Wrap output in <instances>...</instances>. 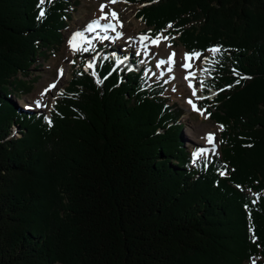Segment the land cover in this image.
I'll list each match as a JSON object with an SVG mask.
<instances>
[{"label": "trees", "instance_id": "obj_1", "mask_svg": "<svg viewBox=\"0 0 264 264\" xmlns=\"http://www.w3.org/2000/svg\"><path fill=\"white\" fill-rule=\"evenodd\" d=\"M79 1L38 20L39 0H0V264H264V0H126L152 37L227 50L206 72L225 90L202 104L219 149L195 163L146 69L81 63L48 114L11 99Z\"/></svg>", "mask_w": 264, "mask_h": 264}, {"label": "rangeland", "instance_id": "obj_2", "mask_svg": "<svg viewBox=\"0 0 264 264\" xmlns=\"http://www.w3.org/2000/svg\"><path fill=\"white\" fill-rule=\"evenodd\" d=\"M101 4L107 5L104 9L105 12L111 10L117 13L118 19L123 25L122 28L117 27L116 29L122 33L121 38L109 40L97 39V37H102L103 35L114 37L115 32L109 31L104 33L99 29L94 32L84 31L85 26L90 21L97 19L101 15L99 11ZM139 8H141V5L130 4L127 1L125 2V0H118L114 4L109 3V0H80L78 5L72 9V17L63 31V43L57 49L52 50L49 55L47 54L48 56L45 59H39L32 66L30 76L28 77V80L32 82V92L27 96L17 98L12 96L11 99L24 110L31 109L32 111L48 114L52 110L57 94L67 83L70 72L74 67L81 65V63L86 67L90 63L96 66L100 58L110 59V56L113 57L114 55L118 58V55L129 54L127 59L136 64L138 67L136 70L146 69L148 84L163 86L165 89L164 97L168 100V105L181 109L180 121L183 124L181 136L184 146L193 153L200 149H208L207 154L200 156L197 161L208 159L213 154L211 151L213 145L207 142L204 132L216 133L214 145L215 153H217L219 149V128L209 119L206 108L202 105L204 99H198L197 97H210L207 100L211 101L215 96L213 95L215 90L212 89L203 94L201 92V84H199L200 81L197 79L195 82H192V87L190 88L185 76H189V73L192 75L194 72L199 73L198 69H201L204 63H206L204 58L207 57L210 60L212 58L211 53L206 52L199 59H189L187 63L191 67L184 69L181 65L185 62L184 54L188 52L180 45H174L173 41H176V37L169 35L167 30H163L161 33L164 36L170 37V39L162 41L159 46L149 45V54L148 56H144L143 48L138 38L141 35H148L150 38L155 37L150 35L149 29L135 16ZM105 22L101 21V24ZM112 23L115 24L116 21H112ZM78 31H83L84 36L82 40L77 41L78 50L74 52L69 47L68 40ZM168 45H171V47H168ZM85 49L87 50L85 51ZM137 51L141 52L140 56L136 55ZM173 52L176 56L172 72L167 71V64L162 65L160 68L156 67L159 60H167L168 56ZM141 60L145 62L140 63ZM127 64L129 65L130 62L128 61ZM60 70H63L62 75L60 74ZM161 72H164L163 76L160 75ZM170 76H174L175 79L168 80ZM203 78L209 79L210 77L203 76ZM165 80H168V82L165 83ZM50 85H55V87L49 88ZM173 88L176 90L173 91ZM45 89H49V91L45 92ZM193 89L196 91L195 96H193ZM42 93L43 95H41ZM189 99L192 100L197 109L204 112V115H201V111L193 110L192 106L187 102ZM37 101L40 102L41 106H37ZM13 133L14 137L17 138L15 131ZM259 260H253L245 264H258Z\"/></svg>", "mask_w": 264, "mask_h": 264}, {"label": "snow or ice", "instance_id": "obj_3", "mask_svg": "<svg viewBox=\"0 0 264 264\" xmlns=\"http://www.w3.org/2000/svg\"><path fill=\"white\" fill-rule=\"evenodd\" d=\"M46 2V0H39V4H38V7L40 8V11L38 13V16H37V19L38 20H42L45 16H46V12L44 10V8L42 7V5H44V3ZM47 2H51V0H47ZM118 0H109V3H117ZM126 2V0H125ZM153 2H157V0H153ZM107 7L106 4H101L100 5V8H99V11L101 13V15L95 19V20H92L90 21L86 26H85V29L84 31H87V32H94L96 31L97 29H99L101 32H104V33H107L109 31L111 32H115V36L114 37H110L108 35H103L102 37H97V39H103V40H109V39H118V38H121L122 37V33L117 31V27H123V25L119 22V19H118V15L117 13H115L114 11H111L109 10V12H105L104 9ZM101 21H106L105 23L101 24ZM112 21H116V23H112ZM173 25L171 23H169L167 25V28H172ZM83 36H84V32L83 31H78L76 33H74L71 38L68 40V45L69 47L75 52L76 50H78V45H77V41L78 40H82L83 39ZM139 42L143 48V55L144 56H148V47L149 45H153V46H159V44L162 42V41H167L170 39V37L168 36H164L162 33H158L155 38H150L148 35H141L139 38ZM145 41H147V43H145ZM168 47H171V45H168ZM87 49H85L86 51ZM207 52L211 53V56L212 58L209 60L207 57H205V62L210 64V65H217V64H220L221 63V59L223 57V54L227 51L226 49H223L221 46H213L209 49L206 50ZM136 55L137 56H140L141 55V52L140 51H137L136 52ZM203 54L200 53V52H193L191 54L189 53H185L184 54V63L181 65V67H183L184 69H188L191 67V65L189 63H187V61L189 59H199L201 58ZM175 56L176 54L173 52L171 53L169 56H168V59L167 60H164V59H161L157 62V65L156 67L157 68H160L162 65H165L167 64L168 65V68H167V71L168 72H172L173 70V65L175 64ZM107 59V58H105ZM127 59V58H125ZM145 61L144 60H141L140 63H144ZM123 63L122 60H116V64L119 65ZM88 68H92L94 67V65L92 63H90L88 66ZM115 70V69H114ZM134 69L133 68H129V71H133ZM203 71L205 72H211L212 69L211 68H205L203 69ZM233 75L238 77L235 81L236 84H239L241 82V80H246V79H251V77H248V76H243L241 75L236 69H233ZM60 74L62 75L63 74V70H60ZM161 76L164 75V72H161L160 73ZM189 75H192L191 73H189ZM145 76H147V72H145ZM171 79H175L174 76H170L168 77V80H171ZM185 79L187 80L188 79V76H185ZM168 80H165V83L168 82ZM201 90H203L205 87H207V85H205L204 81H201ZM233 85H227L226 88H230L232 87ZM55 87V85H50L49 88H53ZM189 87L191 88L192 85L191 83H189ZM176 89L173 88V91H175ZM225 89H219L218 92H214L213 95H218L219 92H222L224 91ZM49 91V89H45V92ZM43 95V93L41 94ZM196 95V91L195 89H193V96ZM198 99H208L210 97H197ZM193 108L194 111H201L200 109H197L196 105L192 102L191 99H189L187 101ZM37 106H41L40 102L37 101ZM201 115H204V112L201 111ZM207 118V117H206ZM47 119V118H45ZM50 123V122H49ZM221 130H223V126H221ZM206 140L209 144L213 145L211 151L213 152V154H215V145H214V135L213 134H208L206 136ZM209 150L208 149H200L196 152L193 153V163H195L197 161V159L200 157V156H203V155H206L207 152ZM207 166V165H205ZM220 175L221 176H225L227 175V171H226V167H225V170H222L220 172ZM239 187V186H237Z\"/></svg>", "mask_w": 264, "mask_h": 264}, {"label": "bare ground", "instance_id": "obj_4", "mask_svg": "<svg viewBox=\"0 0 264 264\" xmlns=\"http://www.w3.org/2000/svg\"><path fill=\"white\" fill-rule=\"evenodd\" d=\"M119 22H120V21H119ZM127 63H128V61H127V60H124L123 65L128 66ZM191 77H192V75H189L187 81H188L189 83L192 84L193 81L195 82V78H194V77L191 78ZM197 94H198V93H197ZM208 134H213V135H214V141L216 140V133H215V132H209V131L204 132V135H205V136H207Z\"/></svg>", "mask_w": 264, "mask_h": 264}]
</instances>
